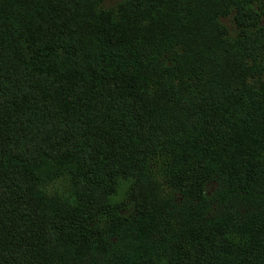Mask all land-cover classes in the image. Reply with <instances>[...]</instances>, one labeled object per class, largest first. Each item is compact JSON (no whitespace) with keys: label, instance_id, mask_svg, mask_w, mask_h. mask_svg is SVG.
<instances>
[{"label":"trees","instance_id":"16d2710c","mask_svg":"<svg viewBox=\"0 0 264 264\" xmlns=\"http://www.w3.org/2000/svg\"><path fill=\"white\" fill-rule=\"evenodd\" d=\"M104 1L0 0V264H264V0ZM171 162L187 247L159 221L188 212ZM122 179L143 210L121 223Z\"/></svg>","mask_w":264,"mask_h":264},{"label":"rangeland","instance_id":"374dc122","mask_svg":"<svg viewBox=\"0 0 264 264\" xmlns=\"http://www.w3.org/2000/svg\"><path fill=\"white\" fill-rule=\"evenodd\" d=\"M116 3V0H105L103 5L104 7H112ZM228 17H221V22H229ZM214 46V45H212ZM204 53V57L200 58L196 61V67L202 69L203 72L210 70L211 66L209 65L210 62H213L212 67H218L221 71L225 65L227 59V52H223V50L219 52H214L212 49L206 50ZM216 74V73H215ZM214 75H208L206 77V81L210 82L211 79L215 77ZM221 77L219 80L215 81V86L221 91L224 89L223 84V77L222 74H219ZM211 84L208 83L206 86H199L198 90L205 91ZM199 92L196 96H189L188 98V105L191 106L193 112L197 115L200 106V99H198ZM194 138L201 139L202 135L204 134L202 128H195L192 130ZM196 149V144L190 146L188 152L184 155L186 157L185 161L190 163H196L194 157L190 151ZM181 155L182 152H180ZM125 165L123 166V170L125 169ZM194 171H187V167H183L182 169L175 168L174 162H171L170 166H166V170L162 173L156 174V177L162 182V189L163 191H173L174 189H182V193L179 196V199L182 203L186 200L189 204L188 212L184 216L180 215H162V218L159 220L160 225H163V232H169L171 237L177 241L178 245L181 247H187V244L190 240L196 239L198 234L202 231L203 225L200 224V205L193 200L192 190L190 187H187L189 184L192 183L191 177L193 176ZM132 177H130L131 179ZM124 182L122 187H114L115 196L112 199V204L117 206L116 213H113V209L109 208L106 212L105 217L109 219L111 216H114L117 222H121L124 216L129 218L133 216H137L138 214L142 213L143 210V197L137 196L135 193V188L133 183L125 182V180L121 181ZM113 184V182H112ZM183 184V187H177ZM209 190H213V187H209ZM138 197V198H137ZM141 198V199H140ZM203 203V202H202ZM206 218V217H205ZM203 218V220L205 219ZM194 219V224L191 229L186 232L185 234L179 233L175 228L178 226V223L183 224H190ZM206 220V219H205ZM204 220V221H205ZM133 219H130L129 223L133 222ZM225 222V221H224ZM120 223V224H121ZM226 223V222H225ZM96 234H98V230L95 228ZM92 235H94L91 232Z\"/></svg>","mask_w":264,"mask_h":264}]
</instances>
